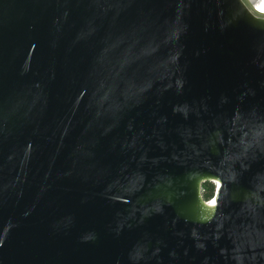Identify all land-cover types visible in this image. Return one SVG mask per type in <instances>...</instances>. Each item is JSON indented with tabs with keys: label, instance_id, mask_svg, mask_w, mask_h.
<instances>
[{
	"label": "water",
	"instance_id": "95a60500",
	"mask_svg": "<svg viewBox=\"0 0 264 264\" xmlns=\"http://www.w3.org/2000/svg\"><path fill=\"white\" fill-rule=\"evenodd\" d=\"M0 264H264V14L0 0Z\"/></svg>",
	"mask_w": 264,
	"mask_h": 264
},
{
	"label": "trees",
	"instance_id": "16d2710c",
	"mask_svg": "<svg viewBox=\"0 0 264 264\" xmlns=\"http://www.w3.org/2000/svg\"><path fill=\"white\" fill-rule=\"evenodd\" d=\"M214 183L212 182H204L202 184V194H203V198L205 200H209L210 198H212L213 193H214Z\"/></svg>",
	"mask_w": 264,
	"mask_h": 264
},
{
	"label": "rangeland",
	"instance_id": "374dc122",
	"mask_svg": "<svg viewBox=\"0 0 264 264\" xmlns=\"http://www.w3.org/2000/svg\"><path fill=\"white\" fill-rule=\"evenodd\" d=\"M247 5L248 7L251 9V10H254L256 9L254 12H258V13H264V7H262V1L260 0H256L255 1V4H256V7L253 9V6L248 2V0H243Z\"/></svg>",
	"mask_w": 264,
	"mask_h": 264
},
{
	"label": "built area",
	"instance_id": "2783aa9c",
	"mask_svg": "<svg viewBox=\"0 0 264 264\" xmlns=\"http://www.w3.org/2000/svg\"><path fill=\"white\" fill-rule=\"evenodd\" d=\"M214 186H215V188H216L215 183H214ZM215 188H214V191H215ZM212 199H213V198H210L209 200H206V201H207V202H210Z\"/></svg>",
	"mask_w": 264,
	"mask_h": 264
},
{
	"label": "bare ground",
	"instance_id": "6f19581e",
	"mask_svg": "<svg viewBox=\"0 0 264 264\" xmlns=\"http://www.w3.org/2000/svg\"><path fill=\"white\" fill-rule=\"evenodd\" d=\"M260 1H262V7H264V0H260ZM211 201H213V199Z\"/></svg>",
	"mask_w": 264,
	"mask_h": 264
},
{
	"label": "clouds",
	"instance_id": "9594fccd",
	"mask_svg": "<svg viewBox=\"0 0 264 264\" xmlns=\"http://www.w3.org/2000/svg\"><path fill=\"white\" fill-rule=\"evenodd\" d=\"M255 10H256V9H254V11H255ZM256 13H258V12L256 11ZM259 14H264V13H261V12H260Z\"/></svg>",
	"mask_w": 264,
	"mask_h": 264
}]
</instances>
